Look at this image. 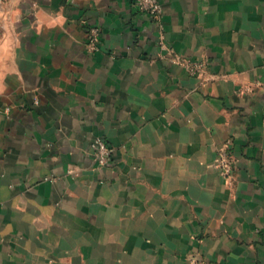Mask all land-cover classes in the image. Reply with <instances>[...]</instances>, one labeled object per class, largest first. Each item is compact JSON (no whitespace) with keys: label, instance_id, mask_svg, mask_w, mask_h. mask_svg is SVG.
<instances>
[{"label":"crops","instance_id":"1","mask_svg":"<svg viewBox=\"0 0 264 264\" xmlns=\"http://www.w3.org/2000/svg\"><path fill=\"white\" fill-rule=\"evenodd\" d=\"M160 3H0V264H264V0Z\"/></svg>","mask_w":264,"mask_h":264},{"label":"built area","instance_id":"2","mask_svg":"<svg viewBox=\"0 0 264 264\" xmlns=\"http://www.w3.org/2000/svg\"><path fill=\"white\" fill-rule=\"evenodd\" d=\"M2 0H0V3ZM138 10L142 13L148 14L153 21L159 23L162 14V7L160 0H134ZM86 49L89 53H93L98 50L100 41V28L97 26H91L86 31ZM163 46V43L162 45ZM164 47V46H163ZM168 60L178 66H182L186 71L196 77H201L205 69L204 63H199L177 56L170 48L166 49ZM230 143L227 142L225 147L218 151L215 159L216 167L219 169L222 176L230 178L232 175L233 162L228 152ZM92 152L100 166H111L112 164V148H110L103 138H96L91 144ZM194 264H219L215 262L207 261H195Z\"/></svg>","mask_w":264,"mask_h":264}]
</instances>
